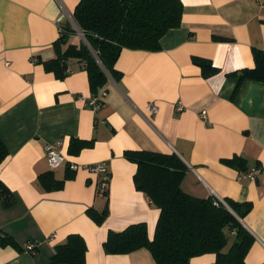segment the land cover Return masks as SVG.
I'll return each instance as SVG.
<instances>
[{
    "label": "crops",
    "instance_id": "obj_1",
    "mask_svg": "<svg viewBox=\"0 0 264 264\" xmlns=\"http://www.w3.org/2000/svg\"><path fill=\"white\" fill-rule=\"evenodd\" d=\"M79 1L0 0V139L8 150L0 181L13 196L7 208L0 199V230L21 247L0 248V264H48L69 235L84 240L85 264H155L145 249L126 255L103 250L109 231L144 223L152 239L158 220L159 210L135 189L136 165L123 158L128 150L175 154L186 167L181 189L192 197L250 203L240 220L254 239L245 264H262L264 84L244 79L234 90L237 73L254 68L253 50L264 53V0H180L179 28L163 36L158 52L123 49L117 79L99 89L103 101L95 111L87 107L92 97L83 63L69 60L70 74L61 80L40 63L55 58L60 22L73 21ZM81 42L78 34L69 40ZM193 58L218 72L204 78ZM72 139L92 144L71 154ZM57 143L63 162L50 170L45 146ZM234 156L260 170L254 180L226 162ZM97 163L110 175L106 197L89 170ZM68 166L77 169L68 172ZM47 172L64 181L61 189L41 188L37 178ZM106 203L108 216L97 225L87 210L100 212ZM34 241L32 255L24 247ZM214 262V254H204L188 264Z\"/></svg>",
    "mask_w": 264,
    "mask_h": 264
},
{
    "label": "trees",
    "instance_id": "obj_2",
    "mask_svg": "<svg viewBox=\"0 0 264 264\" xmlns=\"http://www.w3.org/2000/svg\"><path fill=\"white\" fill-rule=\"evenodd\" d=\"M182 13L180 0H80L74 9L73 21L88 45L69 44L76 33L62 27L52 44L55 58L40 63L45 72L59 80L70 74L69 60L83 63L91 97H96L109 77L117 79L115 63L123 49L160 51L163 36L181 25ZM253 57L254 68L237 73L239 82L234 94L244 79L264 84V53L254 49ZM192 62L201 69L204 78L218 72L207 60L193 58ZM91 144V141L72 139L69 152L78 154ZM7 156V147L0 139V164ZM123 158L136 165L135 189L159 210V216L152 239L144 223L132 224L120 232L109 231L103 243L105 254L126 255L145 249L155 264H188L191 258L204 254L215 255L213 264H245L254 239L240 220L250 212V203L225 199L231 213L214 197L200 199L186 194L180 186L186 167L175 154L128 150L124 151ZM226 162L238 169L240 175L250 170L241 157L234 156ZM37 181L46 191L61 189L64 183L55 180L52 172L39 175ZM0 199L4 208L13 204L12 193L1 181ZM87 215L101 225L108 216L107 203L100 212L88 209ZM5 247L21 251L13 237L0 230V248ZM85 252L84 240L78 235H69L65 243L54 247L48 264H85Z\"/></svg>",
    "mask_w": 264,
    "mask_h": 264
},
{
    "label": "built area",
    "instance_id": "obj_3",
    "mask_svg": "<svg viewBox=\"0 0 264 264\" xmlns=\"http://www.w3.org/2000/svg\"><path fill=\"white\" fill-rule=\"evenodd\" d=\"M102 101H103V94H100V95L98 94L96 97L91 98V100L87 104V107H89L90 109L95 111L101 106ZM147 110L152 114H156L158 111L157 106H155L153 104H149L147 106ZM177 110L181 111L182 107L180 105H178ZM204 116H205V113L202 112L201 113L202 119L205 118ZM59 144L60 143H57L56 145L55 144H51V145L49 144V145L45 146V157H46V160H47V163H48L50 170H55L63 162V157L57 151V147ZM69 168L71 170L77 169V167H75V166H71ZM89 170L98 176V194L101 196H104L105 193L107 192L108 185H109V179H110V175H109L107 166L105 165V163H97L95 165L90 166ZM259 173H260L259 169H255V168L250 169L247 173L242 174L241 178L254 180ZM218 201L223 203L220 200H218ZM38 245H39V243L37 241L30 242L25 246V251L34 255Z\"/></svg>",
    "mask_w": 264,
    "mask_h": 264
},
{
    "label": "water",
    "instance_id": "obj_4",
    "mask_svg": "<svg viewBox=\"0 0 264 264\" xmlns=\"http://www.w3.org/2000/svg\"><path fill=\"white\" fill-rule=\"evenodd\" d=\"M60 25L63 26V27H65V28L75 30V31L78 33V35H80L82 41H83L86 45H88L87 42H86V40H85V38H84V36H83V34L80 32V30L78 29L77 25H76L73 21L68 20L66 17H64V18L61 20ZM109 78H110V77H109ZM224 206L226 207V209H227L228 211H230V212L232 213V211L229 209V207H228L226 204H224Z\"/></svg>",
    "mask_w": 264,
    "mask_h": 264
},
{
    "label": "rangeland",
    "instance_id": "obj_5",
    "mask_svg": "<svg viewBox=\"0 0 264 264\" xmlns=\"http://www.w3.org/2000/svg\"><path fill=\"white\" fill-rule=\"evenodd\" d=\"M75 31V30H74ZM76 34H78L76 31H75Z\"/></svg>",
    "mask_w": 264,
    "mask_h": 264
}]
</instances>
